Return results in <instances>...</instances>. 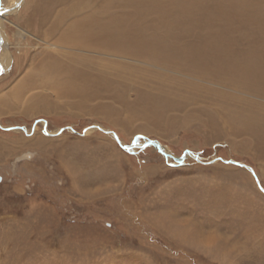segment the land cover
Returning a JSON list of instances; mask_svg holds the SVG:
<instances>
[{"label":"rangeland","instance_id":"obj_1","mask_svg":"<svg viewBox=\"0 0 264 264\" xmlns=\"http://www.w3.org/2000/svg\"><path fill=\"white\" fill-rule=\"evenodd\" d=\"M213 1L166 21L164 61L44 34L61 11L77 23L129 0H0V264H264V0L240 10L255 23L225 24ZM212 39L263 68L230 80L183 60ZM65 65L98 82L68 88Z\"/></svg>","mask_w":264,"mask_h":264},{"label":"bare ground","instance_id":"obj_2","mask_svg":"<svg viewBox=\"0 0 264 264\" xmlns=\"http://www.w3.org/2000/svg\"><path fill=\"white\" fill-rule=\"evenodd\" d=\"M208 1L209 0H138V1L129 0V2L127 3L122 2L121 8H119V10L112 11L110 6H106L102 8V10L98 15L97 13L87 15L84 16L81 22L69 23V24H65L62 22V20L65 17L62 15L63 13L61 14L62 12L61 11L58 17L57 16L52 17V19L54 20L55 18V20L54 22H51L49 28H46L44 34L46 36L52 37L55 36L56 33L60 32L59 40H61L63 44L64 42H66L71 44H77L85 48H92L94 50L105 49L113 52L114 51L115 52L120 51L126 53L141 52V55L146 57L150 56V57L162 59L164 61H168V60L170 61V58H172L174 55H166V54H165L166 56L162 55L164 49L166 51L165 48L166 46L165 45L161 46L160 43L164 42V40H168L167 38H169L168 36L169 30L171 28L174 29L175 25L174 23L169 22L170 25H166L164 27V24L166 23L167 20L173 21V19L175 20V23H178V21L189 22L190 20L188 21V18L192 17L194 19L197 9L206 7L207 3H209ZM211 1L212 0H210V2ZM257 1L258 0H218L215 2L213 1L214 3L212 2L211 5L210 4L208 5L213 7L211 13L209 11H206L207 12L206 14L203 12L205 10H201V12L203 14L208 15L209 19H218V16H221V20L224 22L223 24H225L232 17H236V18L240 17V20L244 22L255 23L256 21L247 18L249 17L248 15H246L247 17H243L242 16L243 13H241L240 10L242 9V7H248L252 9ZM260 4L262 3L260 2ZM81 7L82 5L79 6V8ZM262 15L264 14L262 13ZM4 19L5 16L3 15L0 16V60H1L0 69H2L3 66H5V63H7L6 59H9L10 57V54L8 52L9 44L3 39L2 37L3 35L1 32V25H2L1 22ZM33 23L34 22H32V24ZM193 23L194 22L192 21L191 24ZM195 24L198 25L196 22ZM187 26L188 25H186L185 27ZM176 28H178V26ZM191 29L192 28L190 27V29L188 30H183L182 33L186 35V33L190 34L192 30L195 31V33L196 30H198L195 28H193L192 30ZM258 30H260V28H258ZM207 33L211 34L212 37L216 38V34H213V32H207ZM25 34L26 33L24 32V30L18 29V36L20 38H23ZM212 40H215V43L217 42V45L216 44L211 45L212 47L211 52L213 53H210V55L208 56H204L200 54L201 52L198 50V48L195 49L192 48L193 50H195L193 51L194 53L191 52L189 54L186 53L185 55H182L183 60L185 62L187 61L192 66L197 65V67L200 66L204 68V71L202 72L205 71H207V73L211 71L218 72L219 70H221V73L229 75L228 77L230 78V80H238L245 78L248 79L250 75V71H248V69L259 70L261 69V67L263 68V66L255 62L251 56L246 60L244 59L239 60L238 57L236 58L227 57V50H229L227 48V45L224 42L220 43L219 40L216 39H212ZM47 44L49 47L52 48H55L57 46L53 43H47ZM182 46L179 45V47H176L178 49L175 48V50L177 51L180 49L181 50L191 49L187 47L183 48ZM60 62L61 61H59L53 55H51L49 60L46 58V56H44V59L40 63L41 67L39 73L41 72L40 74H44V76L47 77L51 76L52 75L51 72L63 68V65ZM243 62H246L245 67L241 66ZM250 62L252 66L250 68H247ZM200 67L199 69H201ZM64 69H65L64 71L65 75L63 74L64 80L61 84L67 85L68 88H79L83 86L82 83L88 84V82H91V80L89 79L90 75L93 78L92 81L98 82V78L88 73L85 69L70 68L66 65L64 66ZM54 81H62V79L60 80L57 77ZM58 84H60V82ZM58 84H55V86H58ZM20 86L21 85L18 86V89L20 88Z\"/></svg>","mask_w":264,"mask_h":264},{"label":"water","instance_id":"obj_3","mask_svg":"<svg viewBox=\"0 0 264 264\" xmlns=\"http://www.w3.org/2000/svg\"><path fill=\"white\" fill-rule=\"evenodd\" d=\"M151 142V141H150ZM150 142H147V143H150ZM147 143H145V144H147ZM152 143H154V144H157L156 142H152ZM158 145V144H157ZM182 160H183V157H182Z\"/></svg>","mask_w":264,"mask_h":264}]
</instances>
